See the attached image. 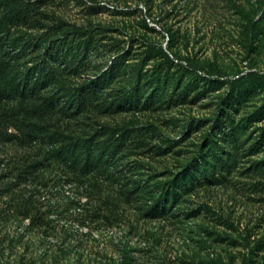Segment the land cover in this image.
I'll return each instance as SVG.
<instances>
[{
    "label": "rangeland",
    "instance_id": "1",
    "mask_svg": "<svg viewBox=\"0 0 264 264\" xmlns=\"http://www.w3.org/2000/svg\"><path fill=\"white\" fill-rule=\"evenodd\" d=\"M111 1L119 8L53 0L47 11L101 29L111 49L90 55V74L114 53H128L121 75L79 119L93 123L100 116L126 128L130 145L116 166L122 171L73 175L103 185L89 210L71 203L72 187L35 186L40 207L25 213L5 195L0 264H264V170L247 171L264 160V0ZM123 7L130 10L118 11ZM155 60L167 69L161 83L149 76ZM145 61L140 74L132 68ZM137 84L138 106L102 114L111 97ZM28 153L48 154L44 147L0 141V158ZM193 162L199 176L189 191L167 215L148 212L158 180ZM147 180L144 191L136 189ZM29 182L21 183L27 188Z\"/></svg>",
    "mask_w": 264,
    "mask_h": 264
},
{
    "label": "trees",
    "instance_id": "2",
    "mask_svg": "<svg viewBox=\"0 0 264 264\" xmlns=\"http://www.w3.org/2000/svg\"><path fill=\"white\" fill-rule=\"evenodd\" d=\"M52 1L0 0V141L29 148L44 147L48 153L42 157L28 153L25 158L14 160L0 158V202L5 195H11L10 206L14 204L23 213L40 207V200L33 198L35 193L31 191L35 186L56 190L72 187L76 193L71 203L82 207V211L89 210L88 205L101 194L103 185L91 180L81 182L73 175L98 176L117 169L130 145L125 138L127 130L121 124L111 126L102 122L100 116L93 123L79 122L92 111L101 92L121 75L127 51L114 53L110 64L90 74L87 70L90 55L104 56L111 48L102 40L99 27L78 25L50 14L47 6ZM87 2L92 7H107L102 0ZM129 10L130 7H123L118 11ZM173 57L166 59L173 61ZM162 62L155 60L149 73L158 83L167 78ZM145 65L146 61L138 62L132 68L139 72ZM141 95L142 89L137 84L111 97L102 114L138 106ZM252 118L253 114L245 116L241 123L248 125ZM195 161L204 163L200 158ZM193 164L158 180V193L148 212L163 217L171 211L199 176ZM10 165L11 177L5 171ZM252 169L263 171L264 160L255 162L247 171ZM207 174L204 170L203 175ZM28 179L29 187L25 188L21 182ZM147 183L148 180L137 182L136 189L144 191ZM81 214L78 212V217Z\"/></svg>",
    "mask_w": 264,
    "mask_h": 264
},
{
    "label": "built area",
    "instance_id": "3",
    "mask_svg": "<svg viewBox=\"0 0 264 264\" xmlns=\"http://www.w3.org/2000/svg\"><path fill=\"white\" fill-rule=\"evenodd\" d=\"M102 4L106 5L108 8H111V9L119 8V6L111 0L110 1L109 0H102Z\"/></svg>",
    "mask_w": 264,
    "mask_h": 264
}]
</instances>
